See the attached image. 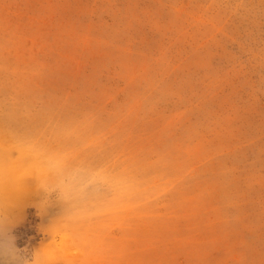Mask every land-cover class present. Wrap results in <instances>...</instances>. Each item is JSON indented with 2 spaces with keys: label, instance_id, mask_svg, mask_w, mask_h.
<instances>
[{
  "label": "rangeland",
  "instance_id": "374dc122",
  "mask_svg": "<svg viewBox=\"0 0 264 264\" xmlns=\"http://www.w3.org/2000/svg\"><path fill=\"white\" fill-rule=\"evenodd\" d=\"M33 149L127 183L41 208ZM0 225L42 264H264V0H0Z\"/></svg>",
  "mask_w": 264,
  "mask_h": 264
},
{
  "label": "clouds",
  "instance_id": "9594fccd",
  "mask_svg": "<svg viewBox=\"0 0 264 264\" xmlns=\"http://www.w3.org/2000/svg\"><path fill=\"white\" fill-rule=\"evenodd\" d=\"M32 158L39 160L43 169L35 178L36 190L44 198L40 207L45 208L49 198L55 194L59 201L75 200L85 206L98 207L122 191L125 178L89 165L86 162L70 163L66 158L43 149H33ZM10 227L0 225V264H42L38 250L29 261L21 255L14 237L9 235ZM26 251V250H24Z\"/></svg>",
  "mask_w": 264,
  "mask_h": 264
}]
</instances>
